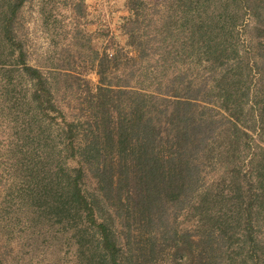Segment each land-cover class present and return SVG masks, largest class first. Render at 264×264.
<instances>
[{
    "label": "trees",
    "instance_id": "1",
    "mask_svg": "<svg viewBox=\"0 0 264 264\" xmlns=\"http://www.w3.org/2000/svg\"><path fill=\"white\" fill-rule=\"evenodd\" d=\"M123 3L96 48L86 0H0V264H264V0Z\"/></svg>",
    "mask_w": 264,
    "mask_h": 264
},
{
    "label": "rangeland",
    "instance_id": "2",
    "mask_svg": "<svg viewBox=\"0 0 264 264\" xmlns=\"http://www.w3.org/2000/svg\"><path fill=\"white\" fill-rule=\"evenodd\" d=\"M124 0H86L87 10L89 12L90 20H94V23L88 22L87 34L90 36L92 41L90 43L96 47L100 48L105 44H108L112 37L115 36L118 40L123 41L124 38L120 34V22L124 15L127 14V10L124 7ZM65 12V11H64ZM70 11H67L65 15L66 21L61 24L65 25V29H57L61 33L58 38L61 42L72 41V36L68 35L65 37V32L72 30V16ZM62 14V13H61ZM26 15L28 19V31H29V52L31 62H45V58L53 49V42L51 40L52 35L46 30L41 13L39 12V5L37 2L26 7ZM98 29L106 30V34L100 35ZM72 34V33H71ZM90 34V35H89ZM89 77L92 78L94 82H97L98 77L95 73H90ZM254 137L257 138V134L253 133ZM258 141V138H257ZM43 233L40 236L32 237L34 239H29L25 241V244L36 243V250L32 253V258L35 263L39 264H56L61 256H67V248L58 247L53 244V242H48L49 235ZM30 237V234H29ZM55 247V249H54ZM26 252H29L30 247L24 246ZM54 250V251H53ZM30 256L27 253V257ZM30 259V258H29ZM29 261V260H28Z\"/></svg>",
    "mask_w": 264,
    "mask_h": 264
}]
</instances>
